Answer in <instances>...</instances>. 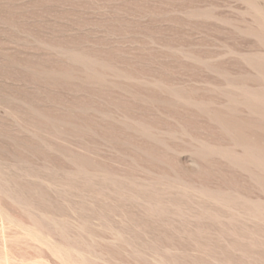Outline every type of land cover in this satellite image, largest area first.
<instances>
[{"label": "rangeland", "instance_id": "rangeland-1", "mask_svg": "<svg viewBox=\"0 0 264 264\" xmlns=\"http://www.w3.org/2000/svg\"><path fill=\"white\" fill-rule=\"evenodd\" d=\"M0 264H264V0H0Z\"/></svg>", "mask_w": 264, "mask_h": 264}, {"label": "bare ground", "instance_id": "bare-ground-1", "mask_svg": "<svg viewBox=\"0 0 264 264\" xmlns=\"http://www.w3.org/2000/svg\"><path fill=\"white\" fill-rule=\"evenodd\" d=\"M263 153V152H262Z\"/></svg>", "mask_w": 264, "mask_h": 264}]
</instances>
